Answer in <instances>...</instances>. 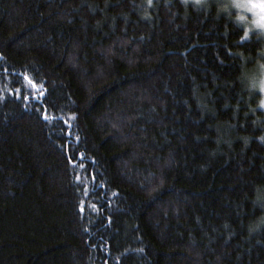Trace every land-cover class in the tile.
I'll return each mask as SVG.
<instances>
[{"label":"trees","instance_id":"16d2710c","mask_svg":"<svg viewBox=\"0 0 264 264\" xmlns=\"http://www.w3.org/2000/svg\"><path fill=\"white\" fill-rule=\"evenodd\" d=\"M220 3L0 0V264H264L262 43Z\"/></svg>","mask_w":264,"mask_h":264},{"label":"clouds","instance_id":"9594fccd","mask_svg":"<svg viewBox=\"0 0 264 264\" xmlns=\"http://www.w3.org/2000/svg\"><path fill=\"white\" fill-rule=\"evenodd\" d=\"M193 3L196 7L206 6V0H193ZM218 10L230 15L233 21L244 28L248 34H255L256 38L261 41L262 46L258 49L260 63L254 71L244 73L243 84L248 93L259 94L260 99H264V27H257L254 24L251 13L248 12L242 0H225L218 5ZM259 19L264 22V16L261 15Z\"/></svg>","mask_w":264,"mask_h":264},{"label":"rangeland","instance_id":"374dc122","mask_svg":"<svg viewBox=\"0 0 264 264\" xmlns=\"http://www.w3.org/2000/svg\"><path fill=\"white\" fill-rule=\"evenodd\" d=\"M221 3L225 0H220ZM248 12L251 13V17L254 21L258 20L260 16H264V0H242Z\"/></svg>","mask_w":264,"mask_h":264},{"label":"snow or ice","instance_id":"6c2138e0","mask_svg":"<svg viewBox=\"0 0 264 264\" xmlns=\"http://www.w3.org/2000/svg\"><path fill=\"white\" fill-rule=\"evenodd\" d=\"M241 19H243V17H241ZM254 24L257 26V27H264V22L261 21V19H258L256 21H254ZM249 34L247 32L244 33V36L247 37ZM25 79L28 80L29 84L32 85L33 89H36L37 88V85L31 81L27 76H25ZM40 88H42V85L40 86ZM37 93L34 92L33 93V96L34 98L36 97ZM39 95H43V92L40 91L39 92ZM24 99H28L27 95L24 96ZM258 108L261 109V110H264V99H260V103L258 105ZM44 119H49V117L47 116V114L44 115ZM261 140H264V137H261Z\"/></svg>","mask_w":264,"mask_h":264}]
</instances>
